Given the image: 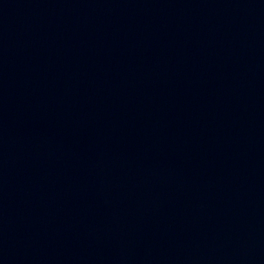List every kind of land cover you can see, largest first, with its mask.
Returning a JSON list of instances; mask_svg holds the SVG:
<instances>
[{
    "label": "water",
    "instance_id": "95a60500",
    "mask_svg": "<svg viewBox=\"0 0 264 264\" xmlns=\"http://www.w3.org/2000/svg\"><path fill=\"white\" fill-rule=\"evenodd\" d=\"M0 264H264V0H0Z\"/></svg>",
    "mask_w": 264,
    "mask_h": 264
}]
</instances>
